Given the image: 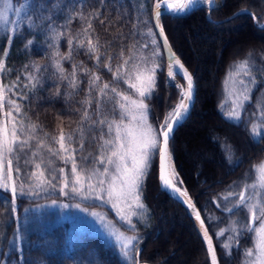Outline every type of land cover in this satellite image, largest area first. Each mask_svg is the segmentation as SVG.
<instances>
[{
	"label": "trees",
	"instance_id": "1",
	"mask_svg": "<svg viewBox=\"0 0 264 264\" xmlns=\"http://www.w3.org/2000/svg\"><path fill=\"white\" fill-rule=\"evenodd\" d=\"M10 1L14 6H27L12 29L0 31V58L5 62L0 84L12 89L5 92V99L16 100L21 105L17 122L38 125V138L45 142L39 149L40 155L32 157V151L37 148L36 141H30L25 158L33 163L25 167L21 160V169L28 175L38 171L35 163L42 158L44 164L40 171H44V178L57 187L39 191L32 198L28 194L18 195L15 212L12 211V196L0 189V264H137V261L139 264H209L192 218L179 203L158 189L156 164L143 183L142 202L146 208L139 218L131 221L134 228L122 224L108 208L97 207L118 232L138 238L127 256L121 247L92 233L82 223L58 220L52 212L46 211L39 217L31 212L32 208L46 203L65 202V196L59 192L63 182L59 170L68 171L72 163L65 164L63 153L54 156L48 148L60 152L58 139L63 130L65 134H74L75 142L71 147L78 150V165L82 156L90 155V161L98 157L101 126L97 123L95 131L87 129L93 120L119 119V109L115 105L119 98L111 88L130 98L137 97L129 87L137 64L156 70L157 86L151 98L145 101L149 106L150 124L158 127L179 102L184 82L178 76L166 79L165 70L168 75V69L160 46L158 42L151 43L156 39L151 21L155 0ZM218 5L223 6L217 10ZM89 22L92 27L85 34ZM160 24L175 57L192 75L195 90L190 112L176 128L170 144L176 177L205 222L219 264H244L243 254L246 249H253L254 241L245 234L236 247L237 242L229 239L234 235L229 228L231 221L246 223L251 213L245 209L233 214L225 209L238 200L245 183L257 181L254 166L256 169L264 161V0H220L216 6L201 5L183 15H164ZM149 29L152 36L148 35ZM8 36L12 37L11 41ZM69 39L73 40L71 49ZM88 39L99 41V61L96 53L88 52ZM80 40L84 41L83 45L79 44ZM157 48L160 56L153 60ZM57 52L59 55H55ZM70 52V59H61ZM130 55L133 57L131 63L122 70L121 79L115 81L113 72ZM246 58L252 63L251 76L256 81L254 85L248 84L252 91L250 100L239 110L240 121L227 120L223 106L231 92V77L227 81L226 77L235 62ZM57 60L63 73L55 65ZM73 65L77 66L78 87L75 90L70 86ZM94 75L100 79L90 90L89 82ZM30 76L39 81L35 89ZM239 78L249 79L241 74L235 81ZM105 83L109 84L108 95L102 98L99 89ZM21 96L28 98L21 99ZM109 97L111 102L96 115V101ZM86 99L92 100L91 105L86 104ZM114 107L115 114L111 111ZM85 108L92 119L82 122ZM81 128L86 132L82 151L79 150ZM107 131L105 125L103 132ZM87 167L91 169L93 164L89 162ZM49 168L55 170V180ZM230 191L237 196L225 200ZM221 230L225 231L223 236H219ZM222 241L233 247L221 248ZM136 248L140 250L139 256Z\"/></svg>",
	"mask_w": 264,
	"mask_h": 264
},
{
	"label": "snow or ice",
	"instance_id": "2",
	"mask_svg": "<svg viewBox=\"0 0 264 264\" xmlns=\"http://www.w3.org/2000/svg\"><path fill=\"white\" fill-rule=\"evenodd\" d=\"M198 0H186V3L182 4L179 9H172L175 13L176 11H185L187 8L196 4ZM204 2V0H200ZM207 2L212 3L213 0H207ZM27 5H22L20 8L16 9L17 15L23 10ZM220 6L218 5L217 10ZM171 6L166 8L164 5L157 3L155 12L157 24L160 32L159 35L164 37L163 46L166 52H168L169 70L168 77L173 78L175 76L182 75L183 79L187 82L186 89L180 87V101L174 109H172L164 118L162 124L159 128L155 127L153 124L149 123V106L145 103L146 100L150 99L155 87L157 86V78L155 74V68H141L139 64L135 66V79L137 83H130L129 87L135 89L138 93L139 99H132L129 95L119 92L116 88H111V92L119 99L115 100V105L119 109V119L102 118L98 120H93V124L90 125L87 131H95V125L99 123L101 126V136H100V152L101 154L91 159L89 156H82L81 163L78 165L76 160L77 149L72 148L71 145L75 142V137L73 133L65 134L61 130L58 143L60 145V152H56L51 147L48 148V152L52 155H60L63 153L62 159L64 163L67 164L69 161L72 163L71 173L74 177L71 182L68 177L64 175V169L61 168L60 174L63 178V184L59 187V192L61 195H72L73 198L76 196L82 199L95 198L96 200H102L106 195L108 200L105 202H112V207L118 209L121 202L127 203L132 200L133 206L136 209L143 210L146 206L142 202V188L143 183L147 177L151 174L153 167L156 164V156L159 157V181L161 182V187L166 190H171L174 193H179L181 196L187 197V191H182L176 186V171L173 163L172 148L170 144L173 140V134L176 130V125L179 124L187 115L190 103L193 99V78L192 75L184 68L181 61L175 58V54L171 53L170 46L168 45V39L164 35L163 27L160 25V18L164 15L166 11H169ZM12 9V4L10 0H0V21L7 23V13ZM27 18V17H26ZM255 18V17H253ZM103 23V21H101ZM147 23V22H145ZM92 25L89 22L87 28H85V34L91 29ZM148 35L152 36L153 33L151 29L148 31ZM11 41L12 37H7ZM32 41H29L31 44ZM70 49L73 44V40L68 41ZM84 41L80 40L79 44L83 45ZM151 43L153 45L157 44L156 39H152ZM88 52L96 53L97 61L101 59L99 55V41L93 42V40L88 39ZM55 55H59L57 52ZM123 51H121V57H123ZM251 53H249V56ZM4 56H7V51L5 50ZM160 56L159 48L153 54V60ZM71 58V52L68 56L62 57L61 59L67 60ZM132 56L130 55L127 59H124L123 64H121L115 72H113V77L115 81L121 79L122 70L131 63ZM112 59V57H109ZM142 62L146 64L144 58H141ZM57 69L63 73L64 69L61 67L60 61H55ZM105 67H109L105 65ZM76 65H73L72 80L70 86L75 90L78 85L76 81ZM5 70V62L0 58V72ZM109 70H111L109 68ZM254 71L252 63L248 58L243 61L235 62L233 66L230 67L229 74L226 77V81L231 77L235 81V77L243 75L244 77H249L248 80L240 79L239 83L243 86L242 91L239 92V96H242V100L238 105L233 106L232 111L225 115V119L232 121H240L241 112L237 109H243L245 103L250 100L251 88L248 84H255L256 78L251 76V72ZM66 78V77H62ZM19 79V77H18ZM32 82V88L35 89L39 83L35 76L29 77ZM100 79L99 76H93L89 82L90 90L96 87V82ZM131 79V77H129ZM126 83L128 80L125 81ZM139 85V86H138ZM109 89V84L105 83L102 88L99 89L100 96L107 97V91ZM11 88L0 84V112H3L5 106V92H11ZM21 99H27V96H21ZM111 97L107 100L100 99L96 101V115H99L102 111V107L107 103L111 102ZM8 105L11 106L10 110L4 113V119L0 120V188L5 191L10 190L12 194V211L15 212V203L18 195H32L37 194L39 191H47L48 188L53 190L56 189L57 185L52 181L45 179V172L40 171L42 165L44 164L41 158L39 163H35V168L38 171L32 172L28 175L26 172L22 171L20 161L23 160L25 167H27L33 161L27 157L28 153L25 149L30 150V141H36L37 150L32 151V157L39 156V149L45 146L44 139H39L38 125L28 124L27 126L21 120L17 122V117L13 115V109L16 114H21V105L17 103L16 100L8 99ZM92 100L86 99V104L91 105ZM113 114L116 112V107L112 110ZM92 119V114H90L85 108L84 115L82 116V122H87ZM107 126V133L103 132V127ZM80 132V144L79 150L82 151L85 142V129L81 128ZM107 135V139L105 138ZM45 138H47V133H45ZM93 139H95L93 137ZM91 162L93 167L89 169L87 164ZM51 161H49V165ZM101 165L102 167H96L95 165ZM238 166V162L237 165ZM234 170V169H233ZM255 170V166H254ZM49 171L53 175V180L55 177V170L49 168ZM260 176L257 178V182L245 183L244 190L238 193V200L232 203V207L226 208L225 211L235 214L237 211L247 210L251 213V219L246 223L240 220L231 221L229 231L234 233V235L229 236L230 240L236 241V247L239 246V240L242 236L247 234L252 237L255 248L246 249L244 252V264H264V162L259 166ZM19 180L20 183L17 184L16 181ZM26 181H31L27 183ZM182 183V182H181ZM28 192H25V189ZM251 189V192L248 190ZM259 189V191H257ZM67 190V191H66ZM246 193H248L246 195ZM237 196V193L230 191L227 196L224 197L225 200H229L230 197ZM188 207L193 209L195 212V218L200 222L201 227L204 229L203 237L207 244V252L210 257L211 264H218L217 255L215 248L213 246L212 237L209 236L207 228H205V222L201 219L199 211H196V206L191 203L190 198L186 201ZM55 204V201H53ZM67 207V205H64ZM79 207V205H76ZM218 207L220 205H217ZM93 215H96L93 213ZM138 213L136 211L131 212L130 215H120L121 221L127 222L129 227L134 228L131 224V216H136ZM214 219V218H213ZM259 220V227L255 226V222ZM255 234L254 237L252 234ZM116 235L118 242L122 243V251L124 255L127 256V249L135 248L134 241L138 238L126 237L123 233H113ZM225 234L224 230H221L219 236ZM233 245H226V248L231 249ZM136 255L139 256L140 250L135 249ZM137 264L139 262L137 261Z\"/></svg>",
	"mask_w": 264,
	"mask_h": 264
},
{
	"label": "rangeland",
	"instance_id": "3",
	"mask_svg": "<svg viewBox=\"0 0 264 264\" xmlns=\"http://www.w3.org/2000/svg\"><path fill=\"white\" fill-rule=\"evenodd\" d=\"M218 3L219 2L208 4V5H216ZM21 6L22 5L14 6L12 4V9L10 11H8V13L6 14L7 15V23H5L3 21H0V31L12 29V26L14 25V23L16 22V19L19 16L16 13V9L20 8ZM165 66H166V64H165ZM165 77H166L167 80H171L172 79V78L168 77V75L166 74V70H165ZM239 81H240V78L237 81H234L231 78V80L229 81L230 82L229 83V88H230L231 92L229 93L227 101L225 102V104L223 106V115L224 116L228 112L232 111L234 104L238 105L240 103V101L242 100V96L238 95L239 92L242 91V89H243V86L239 83ZM131 83H137L138 84V82L135 79V74L133 76V79H132ZM133 90H134V92H135L137 97L132 98V99H139L138 93H136L135 89H133ZM7 100L8 99H5V102H4L5 106H4L3 112H0V120L4 119V113L9 111L10 108H11V106L8 105ZM176 105L174 106V108L176 107ZM237 110L239 111L240 109L238 108ZM12 111L14 112V114L16 116L17 114L15 113L14 109ZM163 121H164V119H163ZM163 121L161 122V124L163 123ZM156 159H157V156H156ZM260 165H258L256 167V169H255L256 180L261 174L260 171H259V166ZM96 166L97 167H102L99 164H97ZM71 169H72V165L69 166V170L68 171H66V169H65V175L68 177L70 182H71V180L74 179V177L72 176V173H71ZM176 183L181 189V183H180V181H179V179L177 177H176ZM62 184H63V182H62ZM0 189L2 191H5L3 188H0ZM7 192L10 193V195L12 196L10 190H8ZM37 192H39V190H37ZM32 195H28V197L32 198ZM63 196H65V202L63 200H61V201L55 202V204L54 203H46V204L41 205L42 207L38 206V207L32 208L31 212L34 213L38 217L41 216L42 213H45L46 211L47 212H52V213H55L57 215V219L58 220H67V221H71L73 223H82L84 226L90 228V231L92 233H95V234L99 235L102 238H105V239H108V240L112 241L113 243H115L116 245H118L121 248H122V243L118 242L117 239H116V235L113 234L114 231L116 233H120V232H118L112 226V224H110L106 220V217H105L104 213L102 212V210H100L101 208H97V207H106V208H108L115 215V217L122 224H124L127 227H129L127 222L121 221V219H120V215L121 214L127 216V215H130L131 212L136 211L138 213V215L131 216V221H132L133 219L139 218L141 216L142 212H143L142 210L136 209L133 206L132 200H129L127 203L121 202L120 205H119V211H118V209L112 207V203H114L115 201L105 202V201L108 200V197L106 195L104 196V198L102 200H96L95 198L82 199L79 196H76V197L73 198V196L71 194L70 195H63ZM64 205H67V207H65ZM76 205H79V207H77ZM83 205H85V206H83ZM93 213H95L96 215H93ZM259 223H260V221L257 220L255 222V226L259 227ZM17 235H18V233H17ZM254 235L255 234L253 233V236ZM226 245H228L226 241H222V243L220 244L221 248L227 249ZM254 248H255V244L253 245V249ZM129 249H127V251Z\"/></svg>",
	"mask_w": 264,
	"mask_h": 264
},
{
	"label": "water",
	"instance_id": "4",
	"mask_svg": "<svg viewBox=\"0 0 264 264\" xmlns=\"http://www.w3.org/2000/svg\"><path fill=\"white\" fill-rule=\"evenodd\" d=\"M160 1V0H159ZM159 1H157V0H155L154 2H153V5H152V12H151V21H152V26H153V31H154V34H155V36H156V39H157V42H158V44H159V46H160V49H161V52H162V55H163V58H164V60H165V64H167V63H169V61H168V52H166L165 51V49H164V46H163V39H164V37H161L160 35H159V32H160V29H159V27H157L156 26V24H157V20H156V16H155V10H154V6H155V4L157 3V2H159ZM178 1H182V2H186V0H169V2L167 3V5L165 6L166 8H168V6H171L172 4H174L175 2H178ZM201 5H203V6H207V7H211V6H216V5H208L206 2H200V3H198V4H195V5H193V6H191V7H189V8H187L185 11H176L175 13L172 11V10H170L169 9V11H166L165 13H164V15H169V16H179V15H183V14H185V13H187V12H189L191 9H193V8H195V7H198V6H201ZM163 15V16H164ZM161 19V18H160ZM160 22V21H159ZM161 25V24H160ZM169 45V44H168ZM170 51H171V53H173L172 52V50H171V48H170ZM176 58V57H175ZM178 77H180L183 81H184V87L186 88L187 87V83L185 82V80L183 79V77L182 76H178ZM194 84V83H193ZM194 93H195V90H194V88H193V99H192V101H191V103H190V108H189V111H188V113H187V115H186V117L179 123V124H177L176 125V128L179 126V125H181L184 121H185V119L187 118V116H188V114H189V112H190V109H191V107H192V104H193V100H194ZM159 126L160 125H158V127L157 128H159ZM158 164H159V157H158V154H157V159H156V177H157V185H158V188H159V190L161 191V192H163L167 197H169L170 199H172V200H174V201H176L177 203H179L180 205H181V207L187 212V214L192 218V220H193V222H194V225H195V228H196V230H197V232L199 233V235H200V237H201V240H202V242H203V245H204V247H205V249H206V252H207V244H206V242H205V240H204V237H203V231H204V229L201 227V225H200V222L199 221H197L196 220V218H195V212L193 211V209H191V208H189L188 207V203H185V202H183V201H181L179 198H177L174 194H173V192L171 191V190H166V189H163L162 187H161V182L159 181V167H158ZM189 198L187 197V200H188ZM191 201V200H190ZM191 203H192V201H191ZM193 204V203H192ZM196 211H198L197 210V208H196ZM202 219V218H201ZM251 219V216H250V218H249V220ZM196 222H197V224H196ZM205 228H206V226H205ZM210 236V235H209ZM211 237V236H210ZM212 242H213V240H212ZM213 246H214V244H213ZM207 257H208V262H209V264H211V261H210V257H209V255H208V252H207ZM217 260H218V258H217ZM218 264H219V262H218Z\"/></svg>",
	"mask_w": 264,
	"mask_h": 264
},
{
	"label": "bare ground",
	"instance_id": "5",
	"mask_svg": "<svg viewBox=\"0 0 264 264\" xmlns=\"http://www.w3.org/2000/svg\"><path fill=\"white\" fill-rule=\"evenodd\" d=\"M219 1H220V0H213L212 3H217V2H219ZM168 2H169V0H160V1L157 2V3L166 6ZM204 2H206L207 4H212V3L207 2V0H204ZM157 3H156L155 6H154V10H155V11H158V9H156V5H157ZM185 3H186V2H185ZM198 3H200V0H198V2H197L196 4H198ZM182 4H184V2H182V1L175 2L174 4L171 5L170 10H172V9H179L180 6H181ZM194 5H195V4H194ZM179 12H180V11H179ZM166 68L169 70V63L166 64ZM185 81H186V80H185ZM186 83H187V82H186ZM176 186L179 187V186L177 185V183H176ZM179 188H180V187H179ZM172 192H173V191H172ZM173 194H174L177 198H179L181 201L187 203V202H186V201H187V197L181 196L179 193H174V192H173ZM196 224H197V222H196Z\"/></svg>",
	"mask_w": 264,
	"mask_h": 264
}]
</instances>
